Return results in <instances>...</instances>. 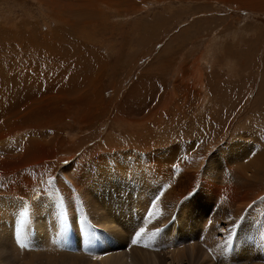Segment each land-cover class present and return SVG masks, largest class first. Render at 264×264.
<instances>
[{
  "label": "rangeland",
  "instance_id": "rangeland-1",
  "mask_svg": "<svg viewBox=\"0 0 264 264\" xmlns=\"http://www.w3.org/2000/svg\"><path fill=\"white\" fill-rule=\"evenodd\" d=\"M0 235V264H264V0H0Z\"/></svg>",
  "mask_w": 264,
  "mask_h": 264
},
{
  "label": "bare ground",
  "instance_id": "bare-ground-1",
  "mask_svg": "<svg viewBox=\"0 0 264 264\" xmlns=\"http://www.w3.org/2000/svg\"><path fill=\"white\" fill-rule=\"evenodd\" d=\"M193 71H197V70H193ZM193 73V72H192ZM9 108V107H8ZM7 109V108H6ZM9 110V109H8ZM15 111L16 110H12V114H15ZM9 112V114H10V111H8ZM7 112V113H8ZM11 114V115H12ZM21 146V148H23V145H20ZM29 146V145H28ZM33 146V144L32 145H30L29 147L31 148ZM26 149H27V147H26ZM24 153V152H23ZM190 167V166H189ZM164 198H165V201H164ZM164 198H162V200H161V203H163V201L165 202V204H167V203H171V204H174L175 202H173V201H168V196L167 197H164ZM38 209V208H37ZM41 209V208H40ZM36 211V210H35ZM104 211V210H103ZM7 215V214H6ZM94 219V218H93ZM51 220V219H50ZM105 221V220H104ZM113 221V220H112ZM50 222V221H49ZM107 222V221H106ZM52 225H54L53 223H51ZM52 225H47V226H45V228L44 229H41L40 231H39V238L41 237L40 235L43 233V232H49V231H51V230H53L54 228H55V225L54 226H52ZM106 226V225H105ZM110 226V225H109ZM7 228V227H6ZM11 229H9L8 231H7V237H11L15 232H16V230H15V232L13 233V230L12 231H10ZM55 230V229H54ZM210 231V230H209ZM80 232V231H79ZM185 234H184V233ZM183 232H181L182 233V235H184V236H186V232L183 230ZM73 233V234H72ZM209 233V232H208ZM249 233V235L251 234L250 233V231L248 232ZM10 234H11V236H10ZM18 235H19V233H17ZM80 234V233H79ZM47 235H48V233H47ZM71 235H74V237H75V233L74 232H70V231H68L67 233H66V235H65V237H66V239L68 238V239H70L69 237H71ZM86 235V234H85ZM98 235V234H97ZM1 236V235H0ZM15 236H16V234H15ZM109 236V234H108V232L106 231V230H104V232H103V234H102V238H101V236H100V238H99V235H98V239H96V238H93V244H94V242L95 241H97V244H96V246L95 245H93L92 244V247H93V249H94V251L93 252H95V249H96V247H98L99 245L101 246H103V245H106V244H110L111 245V243L110 242H112L113 240L111 239L110 240V238L108 237ZM80 237V236H79ZM88 237V236H87ZM114 237V236H113ZM258 239H256V241H255V244H257L256 242H257V240H259V236L257 237ZM41 239V238H40ZM82 239H84L85 240V242H88V241H90V240H88L86 237H82ZM171 239V238H170ZM254 239V238H253ZM76 241V240H75ZM91 241V242H92ZM102 241V242H101ZM70 242V241H69ZM72 242V241H71ZM82 243V242H84V241H79V243ZM84 242V243H85ZM76 243H78V242H76ZM80 243V244H81ZM86 244V246H87V243H85ZM77 245V244H76ZM82 245V244H81ZM90 245V247H91V243L89 244ZM182 245V244H181ZM95 246V247H94ZM89 247V248H90ZM91 249V248H90ZM107 249V248H106ZM217 249V248H216ZM194 248H191L190 249V253H189V255L191 256V257H201V255H199V253H197V254H195L196 252H194ZM108 251V250H107ZM111 251V250H110ZM98 252V251H97ZM251 253V252H250ZM90 254V253H89ZM99 254V253H98ZM195 254V255H194ZM90 255H92V254H90ZM94 255V254H93ZM92 255V256H93ZM96 255H97V253H96ZM243 255H245V252L243 253ZM250 255V254H249ZM94 257H96V256H94ZM249 257V256H248ZM248 257H245V258H248ZM251 257H253L252 255H250V257L249 258H251ZM111 258V257H110ZM109 257H107L105 260H109L110 259ZM205 260H207V258H205ZM250 260H252L253 261V259H250ZM248 261H249V259H248ZM257 262V261H256ZM256 264H261V263H256Z\"/></svg>",
  "mask_w": 264,
  "mask_h": 264
}]
</instances>
